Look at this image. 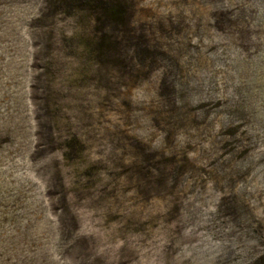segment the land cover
I'll return each mask as SVG.
<instances>
[{"label": "rangeland", "instance_id": "rangeland-1", "mask_svg": "<svg viewBox=\"0 0 264 264\" xmlns=\"http://www.w3.org/2000/svg\"><path fill=\"white\" fill-rule=\"evenodd\" d=\"M264 255V0H0V264Z\"/></svg>", "mask_w": 264, "mask_h": 264}, {"label": "trees", "instance_id": "trees-1", "mask_svg": "<svg viewBox=\"0 0 264 264\" xmlns=\"http://www.w3.org/2000/svg\"><path fill=\"white\" fill-rule=\"evenodd\" d=\"M254 264H264V255H262Z\"/></svg>", "mask_w": 264, "mask_h": 264}]
</instances>
